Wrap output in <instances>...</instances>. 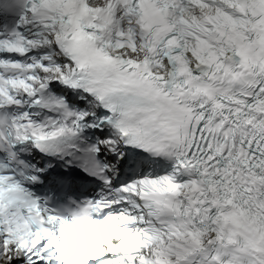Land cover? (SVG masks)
I'll use <instances>...</instances> for the list:
<instances>
[{
	"label": "snow or ice",
	"instance_id": "1",
	"mask_svg": "<svg viewBox=\"0 0 264 264\" xmlns=\"http://www.w3.org/2000/svg\"><path fill=\"white\" fill-rule=\"evenodd\" d=\"M0 264H264V0H0Z\"/></svg>",
	"mask_w": 264,
	"mask_h": 264
}]
</instances>
